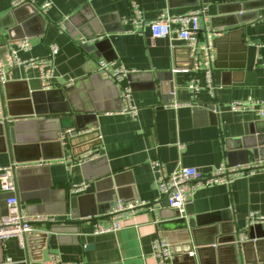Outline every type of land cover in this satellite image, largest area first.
<instances>
[{
  "label": "crops",
  "instance_id": "0c3cea01",
  "mask_svg": "<svg viewBox=\"0 0 264 264\" xmlns=\"http://www.w3.org/2000/svg\"><path fill=\"white\" fill-rule=\"evenodd\" d=\"M45 1L20 5L12 34L31 42L29 50L18 51L21 59L47 57L51 44L58 47L50 86H43L38 67L7 66L0 96L7 111L19 114H7L8 123L41 119L59 104L82 130H98L101 142L88 151L98 153L85 161L89 173L82 168L85 162H78L82 155L75 157L62 136V145L23 146L11 153L2 134L0 100V165L21 164L16 180L22 207L29 215L52 218L23 243L16 236L0 239V264H159L153 245L161 237L171 245L172 264H264V223L248 225L247 218L253 211L264 214V168L229 183L196 185L180 216L156 185L151 165L158 159L168 173L192 166L202 176L224 162L264 165V143L258 157L244 146L258 136L264 140V116L228 107L234 101L264 100V0H50L43 13ZM13 3L0 0V34L7 44L23 38L12 39L10 27L4 29ZM135 7L144 22L165 10L180 15L202 9L197 43L189 45L176 32L153 38L148 26L134 20ZM2 54L0 46V59ZM100 58L130 71L126 81L138 106L136 117L122 112L117 85L99 77ZM193 77L200 83L196 96L188 87ZM69 88L73 93L66 96ZM29 94L32 102L24 98ZM81 182L88 183L86 188L74 191L73 184ZM117 188L120 198L115 195L114 201L150 205L123 216L116 231L95 232L112 223L110 202L97 204L98 213L78 229L60 226L77 209L76 197L104 199ZM5 211L6 193L0 188V215ZM173 219H184L187 227H163ZM184 232L192 254L185 253Z\"/></svg>",
  "mask_w": 264,
  "mask_h": 264
},
{
  "label": "built area",
  "instance_id": "2783aa9c",
  "mask_svg": "<svg viewBox=\"0 0 264 264\" xmlns=\"http://www.w3.org/2000/svg\"><path fill=\"white\" fill-rule=\"evenodd\" d=\"M35 0H14L13 6L17 7L22 4H33ZM51 6V1L47 0L41 5L43 13ZM134 20L138 25L148 26L152 32L153 38L169 37L173 32H176L180 39L188 42L189 45H194L198 41L200 33V17L203 14L202 9H191L185 14L172 15L169 11H163L157 18L144 22L140 10L134 9ZM176 24L177 27H173ZM32 47L30 40L27 37L16 39L7 44V51L3 58L0 59V82L5 81L6 67L18 64H23L26 67H38L41 70V79L44 87L50 86L49 80L52 76L53 61L59 49L55 44L50 45V53L47 57H31L21 59L18 56L19 50H29ZM99 72L112 80L119 88V96L122 99V112L128 113L136 117L138 106L133 104L131 97L132 90L126 78L129 70L121 64H116L114 61L100 58L98 61ZM211 70L206 71V80L209 86L212 85ZM189 89L196 96L200 90V83L197 78H191L188 83ZM178 105V104H176ZM195 105V103H193ZM232 111L248 110L264 116V100H246L234 101L228 104ZM98 156L97 152H86L78 158V162H85L87 159ZM152 168L156 170V185L162 192L169 203L170 207L177 209L180 216L185 215L186 205L188 200L196 190V185H213L224 184L233 181L242 173L254 174L259 169L264 168L262 162L254 164H241L232 166L224 162L219 165L211 174L202 176L196 167L178 166L172 172L168 173L163 168L162 163L158 159L151 162ZM21 167L19 163H11L8 165H0V188L9 196L6 198V211L0 215V239L7 240L12 236L18 237L23 243L27 234L38 229V224L49 222L52 218L42 215H29L22 207L15 172ZM88 185L87 182L73 184V190L79 192L84 190ZM114 205L108 212L112 217V223L109 225L99 226L95 232L104 233L107 231H116L121 229L123 216L135 214L138 208L148 206L150 203L145 200L133 202L116 199ZM248 225L256 223H264V214L250 212L247 216ZM192 254V251L191 253ZM153 255L158 258L159 264H172L174 254L171 251V245L165 238L156 239L153 245ZM56 260L41 264H55Z\"/></svg>",
  "mask_w": 264,
  "mask_h": 264
},
{
  "label": "water",
  "instance_id": "95a60500",
  "mask_svg": "<svg viewBox=\"0 0 264 264\" xmlns=\"http://www.w3.org/2000/svg\"><path fill=\"white\" fill-rule=\"evenodd\" d=\"M27 4L29 5L30 3H27ZM20 8H22V6L15 7L12 10H10L9 13L7 14V17H9L10 23L6 24L5 25L6 27L4 26V29H8L10 27L8 29V37L12 39L16 37L18 38L23 37V35L18 36V34H16L15 36L14 34H12V31L17 28V25L13 26L14 23L16 21L20 22L18 18V10ZM0 35L3 39L0 43L1 51H3V54L1 55V57H3L4 53L7 51V39H6L5 34L1 33ZM99 77L102 78L101 73L99 74ZM106 82L113 84V82H111L109 79H107ZM4 84L6 85V82ZM66 92H65L66 96H70V94L73 93L71 88L66 90ZM32 97H33V101H35L36 94H32ZM24 98L28 102H32L31 94L25 96ZM0 100L2 102L3 115L5 117L2 123V126H3L2 134L4 135V138L6 139L7 148L10 150L11 153L12 152L16 153L17 150L23 146H36V147L39 146L40 148L43 149L47 146H51V144L62 145V142H61V136H62V138L65 140V144L70 146L73 155L75 157H78L79 155L85 154L86 152L91 150L92 147L97 146L101 142L98 139V137H100L98 130L96 129L95 130H82V127L75 123L74 121L75 118L67 114L68 110H61V108H59L61 107V105L59 104L54 105V107L51 108L48 112L46 111L45 113L47 114V116L41 119L30 120V121L16 120L14 124H9L7 120V114L15 115L16 113L7 111L5 109V99L3 95L0 96ZM63 100H64V97H63ZM36 109H38L36 113H39V108L36 107ZM73 111L75 110L73 109ZM34 112L35 110L33 107L27 113L33 114ZM61 112L67 114V116H63V115L49 116V113L57 114ZM16 115H19V114H16ZM58 116H62V117H58ZM91 139H93L94 141L89 142V140ZM262 143H264V140L262 139L261 136H258L257 139H251L250 141H246L244 143V146L248 150L252 151L254 157H258V153L260 152L259 151L260 149L258 147ZM16 159L18 158L16 157ZM89 164L90 162H85L82 165V168L84 171L86 170V167ZM86 171L87 173H89L88 169ZM19 173H20V169L18 168L15 172V175L17 176ZM109 180H110V185H111V178H109ZM113 187L114 186H112L111 188ZM98 195L99 194L95 195L94 198L93 196H91V198L76 197L75 198L76 205H78L77 209H73V211H71V214L68 220L60 221L61 223L60 226L75 225L77 226V229H78L80 225H82L83 223H86L87 220L94 218L92 216L98 213L97 204H102L103 202H110V207L113 206L115 195H117V197L120 198L119 197L120 189L117 188V189L110 190V194L108 198L99 199ZM8 196L9 195L6 193V198ZM22 199H24L23 195H22ZM53 226L54 225L51 226L50 228L51 230H53L52 228ZM163 227L186 228L187 224L184 221V219H173V222L167 223L166 225H163ZM182 235L185 237V241L188 244L184 246L185 253L188 254L192 250L191 244L189 242L190 241L189 236H187V232L182 233ZM234 235H235L234 239L237 238L239 240L240 235L238 234V232H236ZM219 242H223V239L222 238L219 239ZM243 245H241V242H240V248ZM174 248L175 246L173 247V249Z\"/></svg>",
  "mask_w": 264,
  "mask_h": 264
}]
</instances>
